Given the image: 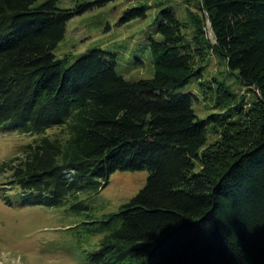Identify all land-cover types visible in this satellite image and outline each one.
I'll return each mask as SVG.
<instances>
[{
  "label": "trees",
  "instance_id": "obj_1",
  "mask_svg": "<svg viewBox=\"0 0 264 264\" xmlns=\"http://www.w3.org/2000/svg\"><path fill=\"white\" fill-rule=\"evenodd\" d=\"M37 2L0 0V125L32 136L0 163V190L86 210L78 237L99 236L87 264H264V0H194L199 15L186 9L196 48L173 9H160L147 38L153 75L134 80L116 71L109 51L89 50L69 65L53 53L67 21L105 0ZM144 8L123 19L145 17ZM206 46L256 93L248 109L209 116L222 133L214 151L202 149L208 121L181 90L201 75L194 62ZM221 89L219 102L230 103ZM52 127L59 131L48 134ZM143 169L149 175L134 196L94 215L87 195L116 170Z\"/></svg>",
  "mask_w": 264,
  "mask_h": 264
},
{
  "label": "rangeland",
  "instance_id": "obj_2",
  "mask_svg": "<svg viewBox=\"0 0 264 264\" xmlns=\"http://www.w3.org/2000/svg\"><path fill=\"white\" fill-rule=\"evenodd\" d=\"M42 1L38 0L37 4ZM87 1L94 3L96 0H58L57 4L60 8H75ZM193 3L194 0H105L104 4H94L67 21L63 39L53 53L56 57H67L69 65L89 50L102 49L115 54L116 71L125 79L151 77L154 69L147 38L153 33L157 13L162 8H172L183 23L186 40L196 48L195 29L186 9L190 7L191 13H195L197 9ZM141 6H145V17L123 19L129 10ZM200 17L205 22L206 36L213 40L207 28L208 21L205 16ZM201 50L202 55L198 54L194 62L196 67H201V75L192 77L181 90L194 94L193 109L197 118L208 121L210 128L202 149L214 151L222 133L220 128H215L216 124L209 122V116H222L233 109L236 112L243 106L248 109L256 99V93L243 85L236 71L229 70L211 48L206 46ZM221 87L230 94V103L219 102ZM58 131L59 127H52L47 133ZM31 139L32 136L20 128L0 125V163L18 154L21 146ZM148 175L144 169L116 170L99 193L87 195L85 202L97 217L104 212L116 211L144 186ZM6 180L7 176L0 174V185L7 186ZM6 186H1L4 190H0V264H87L86 254L96 249L99 236L81 233L78 237L81 228L75 226L83 220L86 210L74 214L66 207L19 201Z\"/></svg>",
  "mask_w": 264,
  "mask_h": 264
},
{
  "label": "bare ground",
  "instance_id": "obj_3",
  "mask_svg": "<svg viewBox=\"0 0 264 264\" xmlns=\"http://www.w3.org/2000/svg\"><path fill=\"white\" fill-rule=\"evenodd\" d=\"M213 37V36H212Z\"/></svg>",
  "mask_w": 264,
  "mask_h": 264
},
{
  "label": "water",
  "instance_id": "obj_4",
  "mask_svg": "<svg viewBox=\"0 0 264 264\" xmlns=\"http://www.w3.org/2000/svg\"><path fill=\"white\" fill-rule=\"evenodd\" d=\"M210 28V27H209Z\"/></svg>",
  "mask_w": 264,
  "mask_h": 264
}]
</instances>
